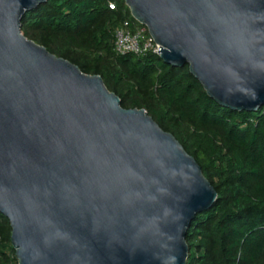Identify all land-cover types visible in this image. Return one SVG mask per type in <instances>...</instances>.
<instances>
[{"label": "water", "instance_id": "water-1", "mask_svg": "<svg viewBox=\"0 0 264 264\" xmlns=\"http://www.w3.org/2000/svg\"><path fill=\"white\" fill-rule=\"evenodd\" d=\"M0 0V211L18 264H187L218 192L144 108L22 31ZM168 64L224 107L264 106V0H125Z\"/></svg>", "mask_w": 264, "mask_h": 264}, {"label": "trees", "instance_id": "trees-1", "mask_svg": "<svg viewBox=\"0 0 264 264\" xmlns=\"http://www.w3.org/2000/svg\"><path fill=\"white\" fill-rule=\"evenodd\" d=\"M115 8H110V3ZM136 22L125 0H47L22 31L57 56L99 74L125 108H144L202 166L218 192L187 232V264H264V113L212 98L183 67L158 54L118 55L114 30ZM12 227L0 211V264H18Z\"/></svg>", "mask_w": 264, "mask_h": 264}, {"label": "built area", "instance_id": "built-area-1", "mask_svg": "<svg viewBox=\"0 0 264 264\" xmlns=\"http://www.w3.org/2000/svg\"><path fill=\"white\" fill-rule=\"evenodd\" d=\"M109 6L113 9L115 3L111 2ZM114 38V50L118 55L145 56L149 53L160 55V44L150 34L147 26L138 21L126 19L114 30Z\"/></svg>", "mask_w": 264, "mask_h": 264}]
</instances>
